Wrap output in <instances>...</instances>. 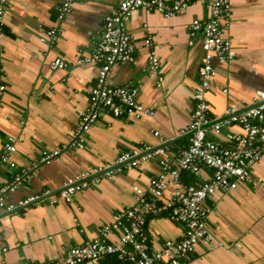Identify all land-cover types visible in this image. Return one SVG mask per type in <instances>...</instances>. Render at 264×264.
<instances>
[{
    "label": "crops",
    "instance_id": "1",
    "mask_svg": "<svg viewBox=\"0 0 264 264\" xmlns=\"http://www.w3.org/2000/svg\"><path fill=\"white\" fill-rule=\"evenodd\" d=\"M230 20L224 35L235 51L228 63H215V76L206 99L213 120L225 113L231 102L249 103L256 89L264 90V0H229ZM61 0H8L0 43L5 90L0 104V150L10 136L15 139L11 159L17 170L36 160L41 150L61 149L49 163L40 164L30 180L10 191L6 203L58 191L82 170H91L115 160L123 150L139 144L156 146L158 131L166 145L164 157H172L187 141L186 129L193 108V90L200 64L201 34L190 40L188 25L193 18L205 19L208 1L195 0L182 14L165 17L154 10L135 9L125 21L135 50L133 60L111 66L108 83L138 85L137 100L153 110L139 118L104 114L85 133L83 148H65L78 112L87 106V90L94 84L97 65L79 64L51 69L59 57L73 63L91 47L104 18L118 0H73L71 10L58 21ZM57 28L53 43L42 40L48 28ZM150 35L153 45L142 40ZM189 40L191 43H189ZM149 51L159 65L148 66ZM161 77L160 80L158 78ZM225 88L226 92L222 89ZM223 128L211 134L226 142ZM160 171L157 158L142 159L129 170L76 192L70 202L58 198L49 203L0 210V264H46L64 255L71 245L91 239L96 228L112 221L116 211L135 203L132 187L146 188ZM251 176L264 180V158L256 161ZM185 174L181 180L185 182ZM209 172L201 170L200 180ZM12 179L7 164L0 163V186ZM172 186L164 191L168 198ZM210 208L206 225L210 238L199 240L186 264H264V190L249 183L227 192H214L205 202ZM145 232L151 248L166 239L182 236L183 227L165 214L147 217ZM118 231L109 234L115 241ZM112 256L85 260L82 264H109Z\"/></svg>",
    "mask_w": 264,
    "mask_h": 264
},
{
    "label": "built area",
    "instance_id": "2",
    "mask_svg": "<svg viewBox=\"0 0 264 264\" xmlns=\"http://www.w3.org/2000/svg\"><path fill=\"white\" fill-rule=\"evenodd\" d=\"M7 1L0 0V43L4 35L3 18ZM192 1L195 0H118L116 7L104 18L87 53L80 54L73 63L59 57L49 63L51 69H66L89 63L97 65L94 84L87 90V106L78 112L75 127L68 135L63 149L83 148L86 131L104 114L134 118L152 114L151 108L138 102L137 84L128 82L112 86L108 83L112 65L133 60L135 44L125 28V21L138 8L154 10L165 17L182 14ZM207 1V17L202 20L193 18L188 25L190 40L198 32L201 34L202 55L192 94L190 120L182 131L187 133V141L172 157H164L166 145L155 130L153 135L159 140L156 146L139 144L133 149L123 150L113 162L82 170L67 179L58 191L44 190L19 200L17 204H9L6 203L8 193L30 180L38 166L49 163L61 149H43L36 160L17 170L11 159V154L16 150L15 139L9 136L3 142L0 163L7 164L12 179L0 186L2 211L37 204L42 198H46L49 203H55L58 198L70 202L76 192L103 178L111 179L113 175L131 169L142 159L157 158L159 161L160 171L146 188L133 185L135 203L132 206L116 211L110 223L96 228L94 237L69 246L63 256L46 264H82L85 260H99L105 256H115L116 261L109 264H186L194 245L211 236L206 225L210 208L205 206V202L214 192H227L245 183L264 190V180L250 174L252 165L264 158V90L256 89L249 103H229L225 113L215 120L209 117L206 93L215 76V63L230 62L235 51L230 39L224 35L230 20L229 0ZM72 2L61 0L56 12L58 21L71 10ZM57 33L56 27L48 28L42 40L53 43ZM142 44L151 48V36L147 35ZM158 65L154 51H149V68L156 70ZM4 81L5 74L0 61V104L5 90ZM222 91L226 92V89ZM232 126H237L239 131H227L226 142L211 137V134ZM202 169L209 172L207 179H199ZM182 173L189 175L192 180L182 181ZM169 185L172 191L167 199L162 200ZM158 214H165L179 223L183 233L179 239H166L158 249H153L148 243L145 223L148 216ZM114 230L118 231L117 239L110 241L108 236Z\"/></svg>",
    "mask_w": 264,
    "mask_h": 264
},
{
    "label": "trees",
    "instance_id": "3",
    "mask_svg": "<svg viewBox=\"0 0 264 264\" xmlns=\"http://www.w3.org/2000/svg\"><path fill=\"white\" fill-rule=\"evenodd\" d=\"M184 174H185V173H184ZM184 176L186 177L185 182H190V181L192 180V178H191L189 175L185 174ZM115 261H116L115 256H112V257L110 258V263H111V262H115Z\"/></svg>",
    "mask_w": 264,
    "mask_h": 264
}]
</instances>
